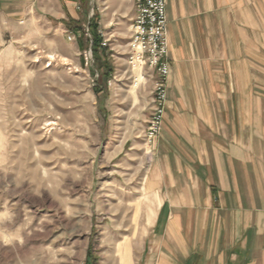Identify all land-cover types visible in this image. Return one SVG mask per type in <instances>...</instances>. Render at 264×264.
<instances>
[{
    "label": "rangeland",
    "instance_id": "374dc122",
    "mask_svg": "<svg viewBox=\"0 0 264 264\" xmlns=\"http://www.w3.org/2000/svg\"><path fill=\"white\" fill-rule=\"evenodd\" d=\"M64 1L0 6V264H122L140 222L156 77L131 60L133 0ZM95 12L108 77L87 45Z\"/></svg>",
    "mask_w": 264,
    "mask_h": 264
},
{
    "label": "crops",
    "instance_id": "0c3cea01",
    "mask_svg": "<svg viewBox=\"0 0 264 264\" xmlns=\"http://www.w3.org/2000/svg\"><path fill=\"white\" fill-rule=\"evenodd\" d=\"M167 2L165 119L120 263L264 264V0Z\"/></svg>",
    "mask_w": 264,
    "mask_h": 264
},
{
    "label": "built area",
    "instance_id": "2783aa9c",
    "mask_svg": "<svg viewBox=\"0 0 264 264\" xmlns=\"http://www.w3.org/2000/svg\"><path fill=\"white\" fill-rule=\"evenodd\" d=\"M135 19L130 32L131 60L148 68L156 77L151 121L147 130V142L153 145L161 134L168 99L170 76V45L167 16V0H134Z\"/></svg>",
    "mask_w": 264,
    "mask_h": 264
},
{
    "label": "trees",
    "instance_id": "16d2710c",
    "mask_svg": "<svg viewBox=\"0 0 264 264\" xmlns=\"http://www.w3.org/2000/svg\"><path fill=\"white\" fill-rule=\"evenodd\" d=\"M91 0H81V4L88 8L90 6ZM71 26L73 27V31L79 35V39L81 42V47L84 49L83 46L84 40L86 38V34L89 33L90 37L87 39V45L89 49L91 48L94 60L96 64H98V74L101 77H108L113 72L114 68L112 66V61L110 57V49L109 47L104 46V39L99 32V18L98 14L92 16V19L89 21L88 24V32L82 27V20H75L71 19ZM98 92L102 91L99 89V86L96 88Z\"/></svg>",
    "mask_w": 264,
    "mask_h": 264
}]
</instances>
